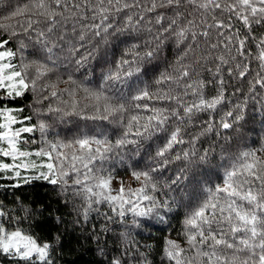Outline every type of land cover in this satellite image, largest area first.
<instances>
[{"label": "trees", "instance_id": "obj_1", "mask_svg": "<svg viewBox=\"0 0 264 264\" xmlns=\"http://www.w3.org/2000/svg\"><path fill=\"white\" fill-rule=\"evenodd\" d=\"M0 42L34 63L0 96L33 146L96 143L56 182L0 170L1 223L48 244L0 264H264L263 2L0 0ZM115 175L142 177L146 215L101 197Z\"/></svg>", "mask_w": 264, "mask_h": 264}, {"label": "rangeland", "instance_id": "obj_2", "mask_svg": "<svg viewBox=\"0 0 264 264\" xmlns=\"http://www.w3.org/2000/svg\"><path fill=\"white\" fill-rule=\"evenodd\" d=\"M263 2L264 0H243ZM29 62L15 60L14 53L0 42V96L19 95L28 87L27 72ZM42 67V66H41ZM30 76V74H28ZM49 130V129H45ZM36 131L33 126L19 117L18 111L9 108L0 109V170L7 171L10 177L25 181L33 178H45L53 182L76 174L82 167V149L96 145L92 140L83 139L75 144L57 143L46 134L44 144L47 147L35 148V140L30 134ZM63 144V145H60ZM69 145V146H68ZM70 155V158H69ZM66 175V176H64ZM68 181V180H67ZM78 180H71L67 183ZM101 197L109 194V202L121 212H133L146 215L149 212L143 195L142 177L138 175L106 176L96 179ZM1 213V212H0ZM193 223L194 220H191ZM167 254L180 262L184 247L175 239L168 238ZM0 247L14 257L46 259L48 244L37 242L31 235L20 230H8L0 220ZM180 264V263H179Z\"/></svg>", "mask_w": 264, "mask_h": 264}]
</instances>
